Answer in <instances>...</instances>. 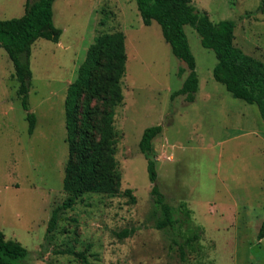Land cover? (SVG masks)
<instances>
[{"label":"rangeland","instance_id":"rangeland-1","mask_svg":"<svg viewBox=\"0 0 264 264\" xmlns=\"http://www.w3.org/2000/svg\"><path fill=\"white\" fill-rule=\"evenodd\" d=\"M264 0H192L212 21L235 23L234 43L264 61ZM25 0H0V18L18 17ZM57 43L32 45L29 110L36 116L27 132L26 111L16 94L13 65L0 47V231L24 246L22 264H264V124L255 104L233 97L212 75L214 52L195 29L184 27L195 57L198 90L193 102L171 98L182 85L185 64L171 52L156 21H141L135 0H55ZM125 36L123 100L115 107L114 193L86 192L61 210L56 228L46 227L63 189L69 159L64 100L88 46L100 33ZM97 116L102 105L94 100ZM97 120V119H96ZM160 124L151 156L157 185L174 208L184 202L190 217L171 229L155 224L147 162L139 150L146 127ZM130 189V193H125ZM200 227L198 240L178 243ZM130 234L122 237L123 231ZM72 252H84L82 263Z\"/></svg>","mask_w":264,"mask_h":264},{"label":"trees","instance_id":"trees-1","mask_svg":"<svg viewBox=\"0 0 264 264\" xmlns=\"http://www.w3.org/2000/svg\"><path fill=\"white\" fill-rule=\"evenodd\" d=\"M55 0H25L24 12L18 17L0 18V47L13 65V77L17 80L16 94L26 111L27 132L32 134L36 116L29 110L28 93L32 71L30 57L33 43L47 39L57 43L62 30L53 22ZM141 21L148 26L156 21L164 41L172 54L185 64L179 66L178 75L187 74L182 85L171 93V98L183 95L193 102L198 90V75L195 57L190 49L184 27L189 25L200 37L201 45L214 52L216 63L212 70L215 81L224 85L235 98L255 104L264 124V61L246 52L234 43L235 23L231 19L212 21L206 12H201L192 0H135ZM264 4V1H263ZM125 36L121 31L98 34L88 46L84 60L79 65L76 78L68 85L64 100L66 139L69 159L65 167L63 189L67 197L51 211L46 233L57 225L59 212L70 209L86 192L114 193L119 185L114 157L116 137L114 128L115 107L123 100L121 80L126 71ZM97 100L102 110L97 111L92 103ZM97 119V120H96ZM162 131L160 124L146 127L139 141V150L144 155L147 175L151 183L153 202L161 211L156 228L171 229L190 217L184 202L175 217L174 208L165 200L156 181V160L151 156L153 139ZM130 189L125 193L129 194ZM184 243H178L179 256L185 260L186 246L192 247L198 240L200 227L189 230ZM130 232L125 230L121 236ZM257 240L264 238V221ZM87 263L84 252H72ZM28 255L21 243L5 238L0 231V264H22Z\"/></svg>","mask_w":264,"mask_h":264}]
</instances>
